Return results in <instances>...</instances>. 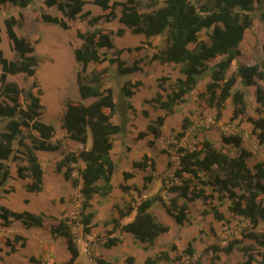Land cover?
Segmentation results:
<instances>
[{
    "label": "trees",
    "instance_id": "obj_1",
    "mask_svg": "<svg viewBox=\"0 0 264 264\" xmlns=\"http://www.w3.org/2000/svg\"><path fill=\"white\" fill-rule=\"evenodd\" d=\"M35 0H0V10L6 4L20 8V18L14 15L4 19L5 33L9 44L17 57L9 59L0 49V188L13 177L9 161L21 159L26 165L17 167V176L30 180L26 189L39 193L43 190L45 175L39 151L62 152V158L56 164V171L75 187L81 182L80 192L83 196L79 212L76 216L56 217L44 212L35 213L28 210L15 211L0 204V221L11 225L13 221H20L27 227H43L50 220V231L53 236H63L66 239L70 258L60 264H82L78 262L80 249L74 227L82 226L84 235L90 234L96 210L92 200L96 195L102 199L113 190L112 178L117 170L112 151L113 137L126 133L129 120L128 111L133 110L130 98L135 90L142 86V81L127 80L120 89L121 100L116 101L111 87H103V75L109 67H102L91 72L87 78L85 72L89 63H109L116 68L119 75H130L142 71L140 60L137 58L128 63L122 58L123 49L116 46L114 34L123 36L126 29L133 34L144 35L147 45H153L152 37L165 36V46L158 49L152 56L160 64H182V76L176 78L170 93L164 85L159 83V91L152 99L165 112L157 116L156 121L147 125L145 130L138 133L139 138L148 135L159 139L163 134L164 126L169 113H173L176 106L182 104L185 96L198 84L199 78L210 69L211 81L206 84V90L200 93L207 105L216 110V117L223 116L229 99L233 105L231 120H246L252 124V133L258 142L264 143V60L253 63H240L231 77H226L232 63L242 55L241 45L246 31L252 27L253 12L260 10V18L264 21V0H208L200 6V1L193 0H148V11L139 10L140 0H92L101 8V13L88 19L91 12H84L86 0H44L48 7H56L67 19H61L50 13L39 11V20L58 24L63 29H69V20L79 17L88 19L90 25L99 20L118 21L125 27L116 32L105 28L95 27L90 30H77V37L82 40L80 46L74 47L73 53L81 68L77 71V86L82 99H94L89 104L67 98L63 116V128L68 133L67 139L77 142L75 149L64 150L68 144L61 139L54 140L56 127L42 118L44 108L41 99V89L35 80L32 86L21 87L18 82L9 80V74L23 73L28 77H35L39 66V55L34 43L26 36L19 35L15 27L24 26L23 10ZM121 13H118V7ZM206 31V39L201 38L202 31ZM0 25V42L2 40ZM114 50L113 57H107L101 51ZM133 51L132 48L128 49ZM136 52L140 47L134 49ZM214 61L212 67L209 63ZM163 78L161 79V81ZM240 80L244 87H255L256 108L258 117L247 115L248 102L244 90L234 89ZM119 113L121 123H115L113 117ZM186 126L176 134L180 141L185 136ZM91 133L92 144L88 148V133ZM226 144L240 147L237 155L231 156L217 148L208 138L201 141L195 148L178 146V166L172 167L169 160L167 169H172L171 184L167 185L163 179V188L172 195L165 199L161 193L153 197L142 199L136 205L118 207L120 218L135 213L134 218L127 224L121 225L120 218H113L114 230L132 232L135 240L148 243L152 246L155 240L169 231V226L159 222L151 211L154 203L159 202L168 215L172 216L177 225L183 226L190 222L191 202L201 199L209 206L206 213H213L215 219H226L220 206L226 200L229 210L234 214L247 219L250 229L244 236L255 242L263 249L261 261H257L253 253L254 244L244 245L236 239L226 247H213L217 252L223 250L231 253L238 248L245 255V260L238 264H264V232L255 229L264 221V162L255 164L254 170L248 164L252 152L241 147L243 137L240 134L223 135ZM150 144H154L150 141ZM16 145L18 147H16ZM74 148V146H73ZM22 155L18 157L17 153ZM81 164L83 166H81ZM135 168L156 170V161L145 154L141 160L134 161ZM209 172V178L203 175ZM75 173L78 177H75ZM124 179L134 177L132 172H124ZM153 180L152 174L144 177L141 187L137 185L121 184L122 191L135 190L139 196ZM176 180L177 182H174ZM210 187L211 191L207 188ZM216 200L219 203H216ZM113 231H110V234ZM120 238L108 237L104 242L106 247H112ZM27 239L20 234L14 238L6 237L5 244L11 252L17 250L18 244L25 246ZM176 251V246L172 247ZM191 260L189 264H204L201 258L196 257V250L192 242L182 251ZM183 255L178 256L181 258ZM219 255H214L207 264H219ZM32 264H45L34 255L30 256ZM170 252L161 250L154 257H148L144 264H158L162 260H171ZM97 264H114L103 257H95ZM126 264H135V258L129 256Z\"/></svg>",
    "mask_w": 264,
    "mask_h": 264
},
{
    "label": "rangeland",
    "instance_id": "obj_2",
    "mask_svg": "<svg viewBox=\"0 0 264 264\" xmlns=\"http://www.w3.org/2000/svg\"><path fill=\"white\" fill-rule=\"evenodd\" d=\"M193 1L197 2L198 0ZM205 1L208 0H201L200 6L203 5ZM148 2V0H140L138 5L139 10L147 12ZM117 9L120 15L122 8L119 6ZM37 10L67 20L56 7H48L44 3V0H35L29 5L28 9H24L23 13L26 11L24 17L28 16L29 18L28 25L22 26L21 28L19 27L18 30L19 33L27 35L34 43L36 53L40 58L39 66L35 77H28L23 73H18L10 74L8 79L18 82L21 87L25 88L32 86L35 80L37 81L38 88H35V91L41 89V99L44 106L42 118L56 127L54 140L61 139L68 143L64 150L74 149L71 144L73 142L67 139L68 133L62 125L66 99L72 98L73 100L83 102L77 86V71L81 66L77 63L73 53L77 43L80 41L82 44V40L77 37V30L86 31L95 27H100L116 32L120 27L125 26H123L118 19L113 21L102 19L96 24L90 25L88 19L101 13V8L94 4L92 0H86V4L84 5V12H91L88 19L79 17L74 21L69 20V29H63L55 23L42 22L39 20V15L36 12ZM20 12L18 6L12 4L4 5L0 10V24L4 26V19L10 15L20 18ZM260 13V10H255L253 12L254 22L252 27L245 33L241 45L242 55L232 63L230 69L226 73V77H231L240 63H253L264 60V21L261 20ZM125 29L126 31L123 36L116 35V33L114 34V42L118 48L124 50L122 58L128 63H132L137 58L140 60L142 71L130 75H119L116 68L112 66L109 61H104L100 64L94 62L89 63L85 72L86 77L90 78L92 71L106 66L109 67L107 73L103 75L102 85L103 87L112 88L117 102L122 99L120 96V89L127 80L133 82L141 80L143 83L140 88L135 90L134 96L130 98L134 109L128 111L129 120L126 133H121L113 137L114 148L112 155L118 164H120V168L113 179L115 185L118 184L119 178L123 177L122 169H130L133 171L134 177L130 179L129 185L142 186L144 177L149 174L143 172L135 173L134 171L137 169L133 166V162L141 160L145 154L148 155L147 152L149 150L163 153V159H167L168 157L172 162L173 168L178 166V146L195 148L198 147L205 138L210 139L217 148L229 155H237L240 151V147L224 143L222 140L223 135H242L243 143L241 147H245L252 152V155L248 158V164L253 170L255 164L264 162V143H259L256 136L252 133V124L246 120L245 116L242 120H231L233 112L231 99H229L223 111V116L217 119L216 110L208 106L206 101L200 97V93L206 90V84L211 81L210 69L206 70L199 78L198 84L185 96L184 102L176 106L173 113L168 114L166 122L162 127L163 135L159 139H154V137L150 135L139 138L138 133L145 130L148 124L155 122L159 114L165 112L164 109L159 107L158 103L152 102V99L159 91V83L164 85L166 92L163 96L165 97L167 93L172 91L176 78L182 76L180 71L182 64L161 66L157 60L152 59L153 54L158 49L165 46V36L154 37L151 41L153 45H147L144 35L133 34L130 29ZM205 32L204 30L200 34L202 39H206ZM138 46L141 50L136 52L134 49ZM129 48H132L133 51H129ZM0 49L3 50L4 54L6 53L5 56L7 58L11 56L12 53L15 54L6 35L3 41L1 40L0 42ZM101 52L107 57L114 56V50L103 49ZM214 63V61L210 62L209 67H212ZM162 78L163 80L161 81ZM234 89L245 91L248 102L247 115L258 117L259 114L256 108L259 107V103L256 101L255 87L246 88L242 85L241 81L238 80ZM85 103H90V100ZM113 121L115 123H121L119 113L114 115ZM183 125L186 126V134L179 141L176 134L182 131ZM88 135V148H90L92 136L90 132ZM150 141H153L154 144H150ZM16 147L18 146L16 145ZM38 153L45 175L43 190L39 193L28 191L26 189V184L30 179L27 178L24 180L17 176V167L19 165H26V162L20 158L15 161H9L8 164L11 166L13 177L0 188V204L6 205L15 211L28 210L40 213L36 211L42 210L50 203V212H41L59 218L69 215L72 217L76 216L81 205H77L76 202H81L83 196L81 195L79 186L75 187L71 181H66L63 176L56 171V164L63 156L62 152L39 151ZM17 155L18 157H22L19 152ZM155 171L156 170H150L154 180L148 184V188L143 190V193L147 195L151 194V197L161 193L165 196V199H168L172 194L163 188V179L166 181L164 182L165 184H171L172 169L168 170L165 165L164 170L154 176L153 173ZM203 175L209 178L210 174L209 172H203ZM75 177H78L77 173H75ZM174 182L177 181L174 180ZM207 190L211 191V188L208 187ZM133 191L137 196H135V194H129V199L126 200L123 207H127L128 204L136 205L142 199H145L142 198L143 194L139 196L134 189ZM107 199H109L111 203H114L115 200H119L120 198L117 192H115ZM67 200H70L68 205V209L70 210L69 215H66ZM101 200L99 195L93 198L97 206L103 207ZM45 201L47 205L44 204ZM216 203H219V201L216 200ZM228 205L229 202L226 200L224 204L220 206V210L226 215V219L222 221L215 219L213 213L205 212L209 209V206L201 199H196L191 202L190 222L188 224L183 226L177 225L173 217L166 212L165 218L167 220L165 222H162L157 217L159 222L169 226V231L161 234L162 236L158 240H155L151 251H156L157 249L159 252L161 250H167L172 257L171 260H162L158 264H189L191 259L183 255L182 252L188 246L189 242L193 243L196 250L195 258H201L204 264H207L214 255L220 256L219 264H238L243 262L246 258L244 253L238 248H235L231 253H226L223 250L217 252L213 248H224L236 239L242 241L244 245L254 244L256 248H254L253 253L257 261H261V251H263V249L257 246L254 241L244 236V232L250 229L249 221L241 216L234 215L229 210ZM162 207L163 206L160 204L157 209ZM112 208H114L113 205ZM159 210H157L158 213H160ZM13 222L15 223L14 225L5 226L3 221H0V264H29V259H26L23 255L14 254L15 252H11L10 247L5 244L6 237L14 238L15 234L19 232L28 233L29 231L28 228L21 225L19 226V223L22 224L20 221ZM47 222L49 223L50 220L48 219ZM74 230V233H76L75 235L81 231L79 225H76ZM255 230L257 232H264V221H261ZM106 237L107 235L105 234H98L92 243L95 241L97 243L102 242ZM174 245L176 246V251L172 250ZM87 247L90 251L91 245L88 244ZM84 248L85 247L82 248L83 256L81 260L84 259L86 261L85 264H97L95 257L99 256L93 258L94 251L91 257L88 256L86 254L88 251L86 252ZM101 248L103 249L102 245L99 246L98 250ZM126 248L128 247L126 246ZM180 255L183 256L178 258Z\"/></svg>",
    "mask_w": 264,
    "mask_h": 264
},
{
    "label": "crops",
    "instance_id": "obj_3",
    "mask_svg": "<svg viewBox=\"0 0 264 264\" xmlns=\"http://www.w3.org/2000/svg\"><path fill=\"white\" fill-rule=\"evenodd\" d=\"M26 11H24L25 13ZM28 21L29 18L28 16L25 17V22H24V26L28 25ZM1 25V35H2V41L4 39L5 34V25L2 26ZM19 27L16 26L15 30L19 35H24L19 33ZM154 37L151 38V41L153 40ZM81 42L79 41L77 43V46H80ZM164 47V46H163ZM6 54V53H5ZM17 57L16 53H12L11 56H8L9 59H15ZM160 64V63H159ZM161 66H167L170 64H160ZM10 74L8 75L9 78ZM252 87V86H250ZM92 98H87V99H83V103H85L86 101L90 100V102H92L93 100H91ZM82 102V101H81ZM85 104H89V103H85ZM164 130V129H163ZM73 143L72 146H74V149L78 147V143L72 141ZM88 142H89V138H88ZM88 146V144H87ZM148 155L153 157L156 161V171L153 173L154 176L157 173H160L164 170L165 165L167 167V163L169 161L168 157L167 159L164 158L163 159V153H160L159 151H154V150H149ZM115 160V159H114ZM115 162L117 163V170L115 172V174L118 172L119 168H120V164H118V162L115 160ZM81 166H83L81 164ZM137 170L134 171L136 172H140V173H147V174H151L150 172V168L147 169H141V168H136ZM124 172H133L130 169H122V175ZM114 174V176H115ZM146 174V175H147ZM114 176L112 178V183H113V190L111 192L110 195L107 196V198H110V196L117 192L118 196H119V200H115L114 203L110 202L109 199L105 198L102 199L101 202L103 204V207L101 206H97V204L92 200V204L94 206V208L96 207L97 213L96 216L94 218L93 221V228L90 234H86L84 235L83 231H82V226L80 224L79 225V229L81 230L76 236H77V243L80 249V255L78 258V262L85 264V260H81V257L83 256V247L88 249V253H86L88 256L91 257L92 252L93 253V258L95 256H99V257H103L106 261L112 262L114 264H124L125 260L127 257L129 256H133L135 258V264H144V262L146 261V259L148 257H154L156 252H159V250L157 249L156 251L153 250L151 251L152 247L154 246H150L148 245V243L145 242H141L138 240H135L134 235L132 232H127V231H123L120 228L114 230V224L111 222L113 218H120L119 216V212H118V207H123V204H125L126 200L129 199L128 195L129 194H135V192L133 190H129L127 192H124L121 190L120 185L121 184H130V179L129 180H125L124 176L119 178V186L118 184L115 185L113 179ZM155 178V177H154ZM154 180V179H153ZM67 181V180H66ZM69 182V181H68ZM124 182V183H123ZM81 187V182L79 184V190ZM135 196H137L135 194ZM151 197V194L147 195L144 194L142 195V198H147V197ZM165 198V196H163ZM69 201L67 200L68 203H66V215H69L70 210L68 209V205H69ZM100 202V203H101ZM44 204H46V201L44 202ZM76 204H81V202L77 201ZM111 204V205H110ZM47 205V204H46ZM110 205V206H109ZM112 205L114 208H112ZM160 206L159 202H156L153 204V206L151 207V211L155 214L156 217L159 218V220H161L162 222H165L167 219L165 218V209L164 207L157 209V207ZM51 205L49 203V205H47L45 208H43L40 211H36V212H41L44 211L46 213L50 212ZM113 209V210H112ZM157 210L160 211V213L157 212ZM163 210V211H162ZM167 213V212H166ZM73 214V213H70ZM135 213L133 212L130 216H126L123 218H120V224L124 225L127 224L129 221H131L134 218ZM71 216V215H69ZM15 223L13 222L11 225H14ZM170 224V223H169ZM23 226L25 228H28V233L27 232H19L18 234L22 235L23 237H25L27 239V243L25 246H20L18 244L17 246V250L15 251L14 254H18V255H23L25 256L26 259H28V256H36L38 258H41L45 264H59L62 262L67 261L70 258V253L69 250L67 248V243H66V239L63 236H53L51 231H50V222H45V225L43 227H39V226H32V227H27L23 224L19 223V226ZM110 231H113L110 234ZM75 232V230H74ZM76 234V233H75ZM98 234H102V235H107L106 239L102 242L97 243L96 241L94 243H92V241L95 239V237ZM162 235H160L156 240H158ZM108 237H117L120 238V242H118V244L112 246V247H106L104 242L108 239ZM88 244L91 245L90 251L89 248L87 247ZM103 247V249L101 248L100 250H98L99 246ZM126 246L128 248H126ZM125 247V248H124ZM28 249V250H26ZM29 264H32L29 260H28Z\"/></svg>",
    "mask_w": 264,
    "mask_h": 264
},
{
    "label": "built area",
    "instance_id": "obj_4",
    "mask_svg": "<svg viewBox=\"0 0 264 264\" xmlns=\"http://www.w3.org/2000/svg\"><path fill=\"white\" fill-rule=\"evenodd\" d=\"M84 250L87 252L88 251V249L87 248H84Z\"/></svg>",
    "mask_w": 264,
    "mask_h": 264
}]
</instances>
